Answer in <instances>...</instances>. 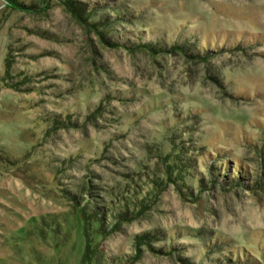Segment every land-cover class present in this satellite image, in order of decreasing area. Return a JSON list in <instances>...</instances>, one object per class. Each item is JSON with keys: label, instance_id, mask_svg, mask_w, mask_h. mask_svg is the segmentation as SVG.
<instances>
[{"label": "rangeland", "instance_id": "1", "mask_svg": "<svg viewBox=\"0 0 264 264\" xmlns=\"http://www.w3.org/2000/svg\"><path fill=\"white\" fill-rule=\"evenodd\" d=\"M0 264H264V0H0Z\"/></svg>", "mask_w": 264, "mask_h": 264}, {"label": "trees", "instance_id": "2", "mask_svg": "<svg viewBox=\"0 0 264 264\" xmlns=\"http://www.w3.org/2000/svg\"><path fill=\"white\" fill-rule=\"evenodd\" d=\"M94 215H95L96 218H98L100 216V212L99 211H95Z\"/></svg>", "mask_w": 264, "mask_h": 264}]
</instances>
